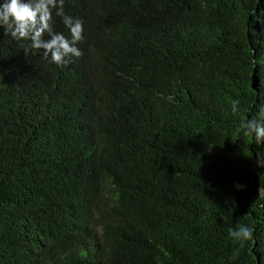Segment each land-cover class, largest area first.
I'll return each mask as SVG.
<instances>
[{
    "label": "trees",
    "instance_id": "obj_1",
    "mask_svg": "<svg viewBox=\"0 0 264 264\" xmlns=\"http://www.w3.org/2000/svg\"><path fill=\"white\" fill-rule=\"evenodd\" d=\"M64 12V67L0 28V264H264V143L231 112L264 110V0Z\"/></svg>",
    "mask_w": 264,
    "mask_h": 264
},
{
    "label": "clouds",
    "instance_id": "obj_2",
    "mask_svg": "<svg viewBox=\"0 0 264 264\" xmlns=\"http://www.w3.org/2000/svg\"><path fill=\"white\" fill-rule=\"evenodd\" d=\"M65 0H3L0 3V28L5 35H10L16 40L31 41L26 54L30 50L42 51L46 60L64 67L72 62L73 57L82 56V51L77 45L83 40V24L79 19L65 14ZM62 18L64 25L70 30L71 36L54 31L53 12ZM50 38H45V37ZM233 116L241 119V124L246 130V135L252 136L257 144L264 143V110L258 120L255 117L245 119L240 109V101L234 100L231 104ZM233 140L239 138L232 137ZM257 166L264 167V155L257 153ZM237 187H242L237 185ZM253 228L238 225L229 229V236L238 247L233 250V259L239 256L245 243L253 239Z\"/></svg>",
    "mask_w": 264,
    "mask_h": 264
}]
</instances>
